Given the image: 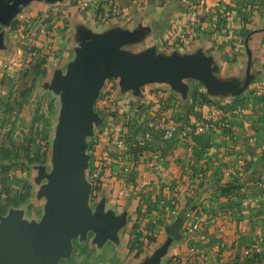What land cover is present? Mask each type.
<instances>
[{
	"label": "crops",
	"instance_id": "0c3cea01",
	"mask_svg": "<svg viewBox=\"0 0 264 264\" xmlns=\"http://www.w3.org/2000/svg\"><path fill=\"white\" fill-rule=\"evenodd\" d=\"M189 1L182 0L181 9L173 0H119L118 15L110 18H101L100 9L81 0H55L52 6L63 4L78 21L76 41L68 45L76 47L75 53L80 46L78 31L84 28L93 35L113 30L137 32L133 41L121 46L123 51L137 55L154 48L156 54L170 55L165 50L173 44L169 34L184 21ZM207 1L212 14L201 23L196 37L186 35L182 52L177 53H200L214 80H231L237 87L245 82L250 54L247 87L264 86V0ZM223 26L234 38L242 39L240 52H234L220 32ZM55 27L57 31L59 25ZM124 46L137 49L128 51ZM182 83V90H173L166 82L149 81L132 93V104L139 110L131 118L137 126L149 115L162 116L188 133L209 120L214 108L222 110L220 121L181 139L131 145L121 156L116 148L112 155L111 145H105L100 169L103 194L109 196V185L116 188L130 178L126 198L131 194L142 210L137 217L146 215L147 219L138 220L148 230L145 258L167 245L156 264H264V103L257 108L260 115H254L250 109H234L229 93H209L191 78H183ZM154 151L161 155L159 172L147 163ZM117 209L124 210V206ZM201 214L205 222L196 230V216ZM255 245L261 247L260 253H251Z\"/></svg>",
	"mask_w": 264,
	"mask_h": 264
},
{
	"label": "rangeland",
	"instance_id": "374dc122",
	"mask_svg": "<svg viewBox=\"0 0 264 264\" xmlns=\"http://www.w3.org/2000/svg\"><path fill=\"white\" fill-rule=\"evenodd\" d=\"M173 2L182 9V0ZM53 3L56 4L33 0L20 4L13 16L0 23V223L4 217L16 213L27 228L35 227L39 235L48 205V196L43 190L48 182L45 174L53 171V150L63 105L62 90L55 80L66 74L75 55L76 47L68 45L76 41L74 28L78 25L63 4L57 7ZM56 25H59L57 31ZM173 33L174 27L168 40ZM30 37L34 39L35 49L29 42ZM182 45V41L168 44L166 54L173 53L171 49L182 52ZM123 49L135 51L137 47ZM32 50L37 54L33 55ZM119 81L118 77L106 79L93 103L99 121L93 123L92 134L86 135L85 153L89 159L84 175L90 184L86 201L91 212L102 203L104 213L111 212L124 220V228H119L115 237L104 240H97L92 230L84 237L80 234L73 237L70 255L61 258L59 264H137L149 254L147 246L143 247L148 239L146 242L142 239L148 236L147 228L140 223L147 221L146 215L137 217L140 203L131 194L126 198L131 189L130 178H125L124 185L120 182L116 188L109 185L106 194L109 196H105L102 172L99 173L104 165L105 145H111L112 155V148H116L115 129L125 131L128 147L147 145L145 124L142 121L138 127L131 118L139 110L132 104L134 91L123 90ZM119 90L124 94L120 96ZM128 92L131 94H125ZM103 94L109 99L102 106L99 99ZM231 99L234 109H250L254 115H260L257 108L264 103V86L247 87ZM93 172H98L94 181L90 180ZM117 190L123 195L120 203L116 201ZM118 206H124V210L117 209Z\"/></svg>",
	"mask_w": 264,
	"mask_h": 264
},
{
	"label": "water",
	"instance_id": "95a60500",
	"mask_svg": "<svg viewBox=\"0 0 264 264\" xmlns=\"http://www.w3.org/2000/svg\"><path fill=\"white\" fill-rule=\"evenodd\" d=\"M32 0H0V23H5L17 11V6ZM55 1V0H46ZM80 46L67 66L66 74L55 84L62 90V110L53 150V171L45 174L48 182L43 190L48 205L39 235L35 227L27 228L20 216L9 214L0 223V264H59L71 251V239L87 231L96 232L97 240L115 237L124 220L111 212L104 213L99 203L94 212L87 206L90 184L84 170L89 156L86 135L92 134L93 123L99 121L93 103L99 89L108 78H119L123 90L139 92L149 81L168 83L173 90H182L183 78L199 81L209 93H229L237 96L251 80L250 54L245 82L237 87L231 80H214L206 59L197 53L180 56L156 54L149 48L137 55L121 49L133 41L137 32L113 30L93 35L86 29L78 31ZM1 38V36H0ZM166 244L137 264H156Z\"/></svg>",
	"mask_w": 264,
	"mask_h": 264
},
{
	"label": "built area",
	"instance_id": "2783aa9c",
	"mask_svg": "<svg viewBox=\"0 0 264 264\" xmlns=\"http://www.w3.org/2000/svg\"><path fill=\"white\" fill-rule=\"evenodd\" d=\"M247 3H250L249 0H245ZM82 4L86 6H94L96 9H100V16L101 18H106L111 16L112 14H118L120 6L118 0H81ZM212 14V6L208 3L207 0H192L187 2V9L185 11V18L182 23H179L174 26V33L171 36V41L174 43L176 41L184 42L187 39V34H190L191 37H196L197 32L201 29V23H203L204 19L208 18ZM222 35L227 36L228 40L231 43L232 49L234 52L238 53L242 49V39L241 38H234L231 31L223 26L220 29ZM30 44L34 43L33 38H29ZM35 49V47H34ZM32 54H37L36 50H32ZM108 95H102L99 99V103L103 106L108 102ZM130 108V105L128 106ZM222 118V110L220 108H214L211 111V118L209 120H204L201 123L195 126V129H191L188 133H182V128H178L176 125L169 123L166 121L164 117H157L154 118L152 115L147 116L143 123L145 124V137L147 141H154L155 139L158 141H168L171 139H181L183 137L191 136L192 133L196 132L199 133L210 126H212V122H218ZM137 123H139L137 121ZM140 122L139 124H141ZM156 135L153 138V135ZM114 141L115 147L118 153V156H121L123 153L127 152L128 146L126 145V136L125 131L123 130H114ZM253 140V138L251 139ZM264 149V144L262 146ZM160 159L161 155L158 151L152 152L150 157L147 159V163L149 168L154 170L155 172L160 171ZM238 163L242 164V160H239ZM100 169V167H99ZM95 171V170H94ZM100 173V172H99ZM98 172H93L90 176V180L94 181V177ZM122 195L121 191H118L117 198H120ZM205 222L204 215L196 216V230L200 229L202 224ZM144 230V229H142ZM148 233V230L145 229ZM144 242L147 241V237L144 236ZM251 253H260L261 247L259 245H255L253 248L250 249Z\"/></svg>",
	"mask_w": 264,
	"mask_h": 264
}]
</instances>
